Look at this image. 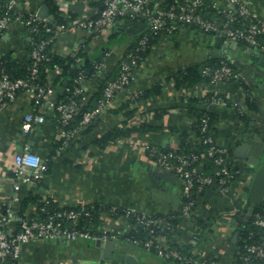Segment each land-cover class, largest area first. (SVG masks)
<instances>
[{"label": "crops", "instance_id": "0c3cea01", "mask_svg": "<svg viewBox=\"0 0 264 264\" xmlns=\"http://www.w3.org/2000/svg\"><path fill=\"white\" fill-rule=\"evenodd\" d=\"M150 1L165 5L169 0ZM205 1H216L222 7L229 2ZM103 3L104 0H18L17 4V9L24 13L40 12L47 6L53 15L50 20L56 26L59 25L55 17L57 9L68 18L66 27L57 31L50 45L53 53L65 55L82 50L83 61L104 56L102 72L86 82V102L95 99L102 82L116 74L120 58L143 29L128 30L136 23L128 19L98 33L79 25L80 20L99 14ZM250 6L262 20L264 33V0H250ZM5 54L18 62L30 58L26 26L11 22L4 30L0 36V58ZM261 54L240 41L235 43L192 24L164 34L136 65L130 85L119 91L67 142L60 135L55 102L68 80L61 83L57 79L59 73L50 70L48 78L57 81L54 92L38 106L44 121L35 122L31 131L23 134L24 115L34 108L35 96L27 91L19 92L15 101L0 112V203L17 194L20 199L14 202L15 210L26 215L35 214L39 201L47 199L60 207L103 203L146 214L176 212L184 201V180L158 164L148 146L180 150L184 143L196 144L198 113L207 108L213 116L211 124L217 143L231 148V160L239 165L240 172L223 192L217 186L197 192L193 214L206 220L207 225L198 241L189 218L183 220L171 239L162 235L160 241L165 245L191 243L199 256L216 258L220 264H236L241 240V234L237 237L236 233L244 226L237 216H243L252 205L247 191L254 167L244 166L234 149L247 133L264 140ZM217 58L228 59L242 74L243 81H221L214 85L199 80L188 86L176 84L173 77L176 72ZM143 91L148 93L136 96ZM218 94L225 95L227 101L209 102L211 96ZM248 99L255 101L254 107L248 105ZM111 132H115L113 137L101 139ZM26 142L49 163V168L37 179L20 181V188L15 190V155ZM58 142L62 143L57 145ZM101 226L111 229L115 236L28 240L21 246V261L23 264H177L129 241L133 222L127 214L117 216L103 211Z\"/></svg>", "mask_w": 264, "mask_h": 264}, {"label": "built area", "instance_id": "2783aa9c", "mask_svg": "<svg viewBox=\"0 0 264 264\" xmlns=\"http://www.w3.org/2000/svg\"><path fill=\"white\" fill-rule=\"evenodd\" d=\"M17 4L18 0H5L0 4V36L11 22H18L26 26L29 31V40L34 44L31 50L33 62L26 76L13 77L6 71L0 73V112L7 104L15 101L19 92L27 91L34 94L33 111L24 115L22 123L23 134H28L35 122L44 121L45 116L38 112V106L55 90L50 79L41 81L39 77L40 63L50 58L44 51L45 46L53 40L57 31L65 28L67 24L61 23L55 28L51 20L40 12H21L17 9ZM204 9H215L223 16L210 18L203 14ZM123 19L145 22V27H148L153 33L167 32L172 34L180 28V23L192 24L219 37L238 41L244 40L247 47L253 48L258 53H264V40L261 39L263 22L250 6V0H229L225 7L216 1L208 3L205 0H170L168 6L150 0H104L99 14L80 20L79 25L98 33L106 27L118 24ZM41 28L47 32H54V34L47 39L35 42L34 32ZM147 41L148 35L145 33L138 40L136 50L144 48ZM125 56L126 58L121 62L118 75L106 81L103 96L98 105L85 111L76 126L70 127L69 124L80 112L85 99L87 75L82 69L78 71L73 88H68L71 90L69 98L55 102L60 135L64 142L71 139L82 126L89 124L119 91L130 85L133 71L140 61V55L131 51L127 52ZM103 66L104 61L97 63L95 74L101 73ZM55 70L58 73L62 72L59 65L56 66ZM202 72L208 77V82L214 85L221 81L242 80V74L234 69L227 60H223L218 65H205ZM79 95H82L83 101L78 99ZM138 95L136 94V96ZM226 99L225 95L218 94L211 96L209 102L220 103L227 101ZM240 111L244 112L242 109ZM210 128L209 117L203 115L200 119V135L198 136L201 142L207 144L205 154L212 157L215 164V168L209 172L204 170L203 156L205 154H200L195 148L187 153L174 149H161L154 145L148 146L151 156L158 164L183 178L184 201L180 211L183 219L189 218L193 223L195 222L192 215L197 192L207 186H217L223 192L240 172V169L236 168L234 161L231 160L230 148L218 144ZM48 168V162L32 151L27 142L24 143L15 155L16 181L14 182V189L20 188V181L29 182L39 178ZM19 199L17 194H13L6 202L0 203V264H23L20 258L21 246L28 240L62 237L102 239L115 236L111 229L104 226H102V233L98 234L79 225L83 218L92 214L87 205H81L79 208H57L52 211L43 205L41 210L46 213L45 216L25 217L19 215L15 210L14 202ZM127 212L138 214L137 220L133 223V228L142 224L149 229L151 234L146 239L128 236L127 239L132 243L161 257L174 261L179 260L184 264H220L216 258L199 256L194 248L184 251L179 247L162 243L160 236L165 235L162 231L164 226L169 224V221L164 217L139 212L133 208H127ZM252 215L253 213L251 217ZM254 223L264 230V215L257 214ZM198 233L199 230L195 234ZM259 259L264 262V238L247 240L242 250H239L238 247L236 264H257Z\"/></svg>", "mask_w": 264, "mask_h": 264}, {"label": "trees", "instance_id": "16d2710c", "mask_svg": "<svg viewBox=\"0 0 264 264\" xmlns=\"http://www.w3.org/2000/svg\"><path fill=\"white\" fill-rule=\"evenodd\" d=\"M3 2H5V0H2L0 4H2ZM169 2H170V0L168 1V3H166L163 6H168ZM202 12H203V14H205L206 16H208L210 18L223 16L222 13H218L215 9H204ZM55 17L58 20V24H61V23L67 24L68 18H66L65 15H63L60 11H58V9L55 12ZM130 21L134 22V23L137 22V20H130ZM51 23L56 28V25L53 22H51ZM180 25H181L180 27H182L184 25H190V24L180 23ZM145 33H147V35H148V41L146 42L145 47L140 49V50H136L138 40ZM53 34H54V32H47L45 29L41 28L39 31L34 32V40H35V42H39L45 38L47 39V38L51 37ZM164 34H168V33L167 32L153 33L149 30L148 27L144 26L143 29L140 31V33L135 38V41L133 42V44L124 52L123 56L120 58V60L118 62V70H117L116 74L114 76L106 78L102 82L101 89H100L99 93L97 94V97L95 99L93 98L94 100L90 99L89 102H86V101L83 102L82 107L80 109V112L76 115V117L74 119H72L70 121L69 126L70 127L76 126L79 123V120L81 119V117L85 111L93 109L98 105L100 98H102V96H103V89H104L106 81L108 79L115 78L118 75L120 68H121V62L124 58H126L125 54L127 52L132 51L135 53H139V55H140L139 63H140L149 53V50H150L152 44L155 43V41L160 36H162ZM54 38H53V40H54ZM261 39L264 40V33L261 34ZM53 40L48 42L47 45L45 46L44 51L50 56V58L48 60H43L40 63V65H39V77H40L41 81L49 80L48 72L50 70H54L57 65H59L62 68V72L59 73V76L57 79L61 83L63 82L64 79H66V80H68V83L64 87V89L59 93V96H58L57 101H56V102H58L59 100L68 99L69 96L71 95V90H69L68 88L69 87L71 89L73 88V86L75 84V78L78 75V71L82 69L86 73V75H87L86 76V82H87L88 79H90L91 77H93L95 75L96 64L104 61V56L100 55V56H97L95 58H91L89 60L83 61L81 56H85V54L82 50H79L76 53H72V54H65V55L64 54H55L50 50V45L53 42ZM240 42L243 44H246V42L244 40H240ZM33 45L34 44L30 42V58L28 60H24L23 62L16 61V59H14L10 54L3 55L0 58V73L2 71H6L13 77L26 76L29 72V67L31 66V64L33 62V58L31 57V50L33 48ZM223 60H227L228 62H230L226 58L211 59V60H208L207 62H204L202 64L194 65V66L185 68L183 70H180V71L176 72V74L173 77H174L177 85L188 86V85L194 84L195 82H197L199 80L208 81V77L205 76L202 72L204 66L205 65H218ZM230 64H231V62H230ZM233 68L236 69L234 66H233ZM57 79L54 80V82L52 81L53 85H55L54 83L57 81ZM147 93H148L147 91H143L137 97L145 96ZM78 99L80 101H83L82 95H79ZM248 105L250 107H254L255 101L253 99H248ZM203 115H207L209 117L210 124L212 123L213 116H212L211 111H209L207 108L201 109L198 113V120H197V123L195 126L197 129L198 135H200V131H199L200 119ZM242 116L247 118L248 115L245 114V112H243ZM57 121H58V114H57ZM210 131L214 134V128L212 127V124H211ZM114 134H115V132H111L109 135H106L101 139L107 140L109 137H113ZM61 143L62 142H58L57 145H59ZM206 147H207V144H204L203 142H201L199 140L194 145L184 143V145L180 149V151H184V152L188 153V152L192 151V149L195 148L196 150L199 151L200 154H205V151L207 149ZM161 149H168V148H161ZM148 151L150 153L149 149H148ZM231 151L232 150L230 148V152ZM203 157H204L203 158L204 159L203 160L204 161V163H203L204 170L206 172L212 171L215 168V164L213 163L212 157L208 156L207 154H205ZM234 163H235V167L240 169L239 165L236 162H234ZM43 205H45L47 207V209H49L51 211L55 210L57 208H79L80 207V206H78V207H72V206L60 207V206L56 205L55 203H53V201H51L50 199H47V200L39 201L37 211L35 214L26 215L25 213L20 211L19 215L25 216V217H27V216L34 217V216H38V215L45 216L46 213L42 212V210H41V206H43ZM86 205L88 206V208L91 209L92 214L89 217L83 218L80 221L79 225L85 226L86 228H88L92 232H96L98 234H101L103 231L102 226H101V213L103 211H108L111 214L117 215V216L122 215V214H127L133 223L137 220V216H138L137 213H134V212L128 213L127 209H122V208L115 206V205L103 204V203L102 204L101 203L86 204ZM257 214H263L264 215V199L262 200V202L255 204V209H254L253 215L249 219L248 223L245 224V229L241 232V240H240V243L238 245L239 250H242L244 243L247 240L248 241L261 240L264 238V230L262 228H260V226H257L254 223V218ZM153 215L164 217L166 220L169 221V224L165 225L164 230L162 231L165 235L168 236L169 239H171L172 236L175 235L178 226L181 224V222L183 220V217L181 215L180 210H178L176 212H171L169 214H153ZM192 216L194 218L195 224L197 225V227H199V230H201V231H199V233L197 235L198 237H200V235L205 231V228L207 227L206 220L199 218L198 216H195L194 214ZM150 236H151V234L149 233V229L145 228L142 224L138 225L136 228H132V231L129 234L130 238H140V239H146ZM249 236H251V237H249ZM171 246L179 247L184 251H189L190 249L193 248V244H191V243H187V244H175V243H173V244H171ZM175 262L177 264H184L179 260H175ZM262 262L263 261L261 259H259L257 261V264H261Z\"/></svg>", "mask_w": 264, "mask_h": 264}, {"label": "water", "instance_id": "95a60500", "mask_svg": "<svg viewBox=\"0 0 264 264\" xmlns=\"http://www.w3.org/2000/svg\"><path fill=\"white\" fill-rule=\"evenodd\" d=\"M40 13L48 19L53 18V15L49 13L47 6L42 8ZM145 25V22H137L127 29L136 31L143 28ZM234 42L237 43L238 40H234ZM259 64L264 67V53H262L259 58ZM260 85L264 86V80L260 83ZM234 153L243 159L242 163L244 166L254 167L252 181L247 191V196L251 200L252 205L248 208L247 212L243 214V216H237L238 219L245 225L248 223L251 214L254 212L255 204L262 202L264 199V140L261 136L247 133L244 139L234 149ZM243 229L244 226H241L238 229L236 233L237 237L240 236ZM112 242H115V240L112 239ZM129 258L130 255H127L128 260Z\"/></svg>", "mask_w": 264, "mask_h": 264}, {"label": "rangeland", "instance_id": "374dc122", "mask_svg": "<svg viewBox=\"0 0 264 264\" xmlns=\"http://www.w3.org/2000/svg\"><path fill=\"white\" fill-rule=\"evenodd\" d=\"M184 220V219H183ZM183 220H182V222H183ZM182 222H181V224H182ZM181 224H180V226H181ZM179 226V227H180ZM193 228L196 230L197 229V231L199 230V227H197V225L195 224V223H193ZM197 231H195V233L197 232ZM199 231H201V230H199ZM198 234H196L195 235V241H198L199 240V237L197 236Z\"/></svg>", "mask_w": 264, "mask_h": 264}]
</instances>
